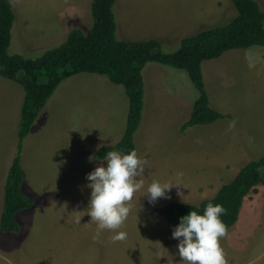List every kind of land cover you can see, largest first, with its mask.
I'll return each mask as SVG.
<instances>
[{"label":"rangeland","instance_id":"1","mask_svg":"<svg viewBox=\"0 0 264 264\" xmlns=\"http://www.w3.org/2000/svg\"><path fill=\"white\" fill-rule=\"evenodd\" d=\"M9 1L15 16L11 56L37 59L63 44L72 29L87 33L93 24L92 0ZM256 2L264 12V0ZM113 15L116 40H156L162 53L172 54L183 39L228 24L236 11L228 0H115ZM201 72L210 107L228 117L181 133L197 98L189 76L156 63L142 70L144 110L134 142L148 164L137 177L144 188L134 194L132 212L163 215L172 202L197 205L202 197L193 195H203L217 176V183H229L233 174L227 170L264 155V48L228 51L202 62ZM23 100L21 86L0 78V215ZM127 112L123 87L105 76L78 74L57 87L22 143L23 192L34 207L17 214L20 233L0 232V264H154L144 255L134 257L138 244L131 231L119 230L129 237L114 243L105 230L94 242L96 225L85 214L91 191L86 174L103 163L96 151L120 139ZM153 181L172 185L168 198L147 207L143 195ZM200 181L207 183L196 185L191 195ZM130 221L136 226L135 216ZM259 230L254 233L259 245L242 257L246 264H264V217ZM105 241L111 249L104 248Z\"/></svg>","mask_w":264,"mask_h":264},{"label":"trees","instance_id":"2","mask_svg":"<svg viewBox=\"0 0 264 264\" xmlns=\"http://www.w3.org/2000/svg\"><path fill=\"white\" fill-rule=\"evenodd\" d=\"M228 1L236 11L232 21L183 39L177 52L165 54L156 40H116L115 0H92L93 24L87 33L72 29L59 47L46 51L37 59H25L8 54L15 16L11 2L0 0V78L18 84L24 91L16 154L4 183L0 232L20 233L17 214L34 207V201L23 192L22 143L48 99L66 79L78 74H95L105 76L110 83L124 89L128 99L124 132L116 144L96 151L99 161L108 151L126 154L136 150L134 136L144 110L142 70L148 63L185 71L197 92L189 120L180 127L181 133L228 117L209 105L201 72L202 62L218 59L228 51L247 50L254 46L264 48V12L256 0ZM258 185L264 186V155L242 167L234 180L221 187L212 199L198 205H170L162 212L165 219L176 226L180 217L191 210L203 214L209 202L221 204L227 209L221 219L229 230L238 221L244 198L251 192L256 193Z\"/></svg>","mask_w":264,"mask_h":264},{"label":"clouds","instance_id":"3","mask_svg":"<svg viewBox=\"0 0 264 264\" xmlns=\"http://www.w3.org/2000/svg\"><path fill=\"white\" fill-rule=\"evenodd\" d=\"M102 161L85 177L89 182L86 187L91 190L85 214L90 217V223L96 225L91 237L94 242L100 241L105 230H111L114 232L111 240L115 243L127 238V233L119 229L129 217L134 194L144 188L143 181L137 177L144 174L148 161L138 156L135 149L126 154L108 151ZM177 176L182 177L183 173L178 172ZM171 185L153 181L143 196H147L150 204L159 198H168L166 193ZM226 213L223 205L209 202L203 214L191 210L180 217L171 238L178 241L175 255L182 264H227L220 244L228 234L221 219ZM80 221L81 217H78L76 223L80 224Z\"/></svg>","mask_w":264,"mask_h":264},{"label":"crops","instance_id":"4","mask_svg":"<svg viewBox=\"0 0 264 264\" xmlns=\"http://www.w3.org/2000/svg\"><path fill=\"white\" fill-rule=\"evenodd\" d=\"M242 153L243 155H245L244 151ZM245 162L249 163V161ZM242 166L243 165H240L239 167H237V169L231 168V170L226 171V175H229V171L233 174L232 178L230 179L231 181L234 180ZM220 179L221 176H217L216 183L212 184L209 182V188L203 192V195H193V197H202V200H200L197 205L204 200L212 199L213 197H215L221 187L228 184L222 182L217 183ZM231 181H229V183ZM205 183L207 182H195L193 184L192 190H190V194L192 195L194 193V190H197L196 188H194L196 185ZM214 186H217L215 187V191L214 189H212L214 188ZM256 190V193H249L248 196L243 200L237 223L228 230L227 236L225 238H222L220 241L221 247L225 252L227 264H246L242 259L245 252L250 247L255 248L257 245H259L260 238L257 239L254 236V233L255 231H258V233H260L259 226L262 222V217H264V186L258 185L256 187ZM146 201V205L147 207H149L150 203L148 202V200ZM154 203H151L150 205H153ZM180 204L184 203L172 202V204H169L168 206ZM165 207H167V205ZM134 216L137 221L136 226H134L130 221V218ZM173 227L174 225L166 220L162 213L157 215V213L148 214L146 212L140 213L130 211L128 219L119 230L131 231L133 233V245L138 244V254L134 256L136 259L139 258L140 260V257L144 255L146 259H150L154 262V264H173V261L174 264H182V262L179 261L178 255H175L177 252L176 244L178 243V241L171 238ZM113 233V231H110V239ZM127 237H129L128 232ZM109 244L110 243L108 241H105L104 248L108 247V250L111 249V246H109ZM232 251L235 253H233ZM232 260H234V263H232Z\"/></svg>","mask_w":264,"mask_h":264}]
</instances>
